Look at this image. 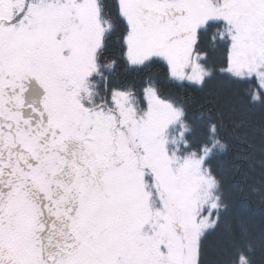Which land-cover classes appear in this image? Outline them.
Returning a JSON list of instances; mask_svg holds the SVG:
<instances>
[{
  "label": "snow or ice",
  "instance_id": "6c2138e0",
  "mask_svg": "<svg viewBox=\"0 0 264 264\" xmlns=\"http://www.w3.org/2000/svg\"><path fill=\"white\" fill-rule=\"evenodd\" d=\"M242 198L264 0H0V264H264Z\"/></svg>",
  "mask_w": 264,
  "mask_h": 264
},
{
  "label": "trees",
  "instance_id": "16d2710c",
  "mask_svg": "<svg viewBox=\"0 0 264 264\" xmlns=\"http://www.w3.org/2000/svg\"><path fill=\"white\" fill-rule=\"evenodd\" d=\"M254 179L259 181V172L255 173ZM240 211L248 218L249 222L256 229L264 227V211L260 206L247 198H242L240 201Z\"/></svg>",
  "mask_w": 264,
  "mask_h": 264
}]
</instances>
